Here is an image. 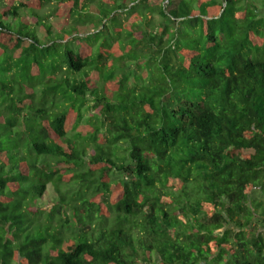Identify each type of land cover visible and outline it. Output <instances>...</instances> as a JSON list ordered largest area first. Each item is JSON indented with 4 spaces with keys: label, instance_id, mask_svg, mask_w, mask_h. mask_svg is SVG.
Returning a JSON list of instances; mask_svg holds the SVG:
<instances>
[{
    "label": "trees",
    "instance_id": "trees-1",
    "mask_svg": "<svg viewBox=\"0 0 264 264\" xmlns=\"http://www.w3.org/2000/svg\"><path fill=\"white\" fill-rule=\"evenodd\" d=\"M0 264H264V0H0Z\"/></svg>",
    "mask_w": 264,
    "mask_h": 264
},
{
    "label": "rangeland",
    "instance_id": "rangeland-1",
    "mask_svg": "<svg viewBox=\"0 0 264 264\" xmlns=\"http://www.w3.org/2000/svg\"><path fill=\"white\" fill-rule=\"evenodd\" d=\"M173 1H174V2H177L178 0H173ZM50 195H51V196H53V195H54V193H53V192H51V193H50ZM254 195H255L256 197L260 196V197H261V199H263V195H260V193H258V192L254 193Z\"/></svg>",
    "mask_w": 264,
    "mask_h": 264
}]
</instances>
